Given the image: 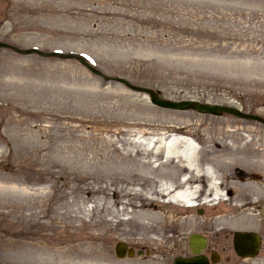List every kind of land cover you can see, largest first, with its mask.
I'll return each mask as SVG.
<instances>
[{"label": "rangeland", "instance_id": "374dc122", "mask_svg": "<svg viewBox=\"0 0 264 264\" xmlns=\"http://www.w3.org/2000/svg\"><path fill=\"white\" fill-rule=\"evenodd\" d=\"M0 42L81 57L102 76L0 49V264H65L38 261L34 246L80 245L110 264H172L189 256L192 234L207 237L217 264H264V189L237 200L243 183L264 188V159L249 162L264 157V125L161 109L115 81L264 120V0H0ZM158 134L194 140L201 164L227 153L210 161L227 170L225 199L184 210L159 198V182L177 174L161 156L147 164ZM248 140L241 162L229 148ZM234 206L255 222L221 230ZM235 232L260 236L254 259L235 255ZM117 243L143 254L117 260Z\"/></svg>", "mask_w": 264, "mask_h": 264}, {"label": "bare ground", "instance_id": "6f19581e", "mask_svg": "<svg viewBox=\"0 0 264 264\" xmlns=\"http://www.w3.org/2000/svg\"><path fill=\"white\" fill-rule=\"evenodd\" d=\"M163 134H158L159 139L151 142V155L152 158L148 161L147 164H155L157 162V157L161 156L162 160L165 164L175 165L174 172L177 176V183H173L171 180H161L158 184V189L156 191V195L159 198H166V203H172V205L181 207L184 210H193L196 204L199 203V206H207L212 205L215 202H220L224 197H226V193L222 190L224 187L227 189L225 185L220 182L219 177H221V173L223 171H227L225 168H221L216 170L212 163L218 161L221 165L223 161L227 163L226 157L227 153L220 154L219 156L212 155V157L201 164L199 162V147L198 145L191 139L186 137H175L161 139ZM251 143V140L248 142H243L240 148L237 145H230L232 153L235 154V157H239L241 162H244L248 159L247 156L248 147ZM245 147L247 148L246 152ZM260 152L256 151L252 152L250 155V165L255 166L264 159ZM262 153V152H261ZM212 161V163L210 162ZM146 164V165H147ZM220 172V175H219ZM233 180V177H231ZM237 182L232 181L231 185H236ZM255 185H245L243 183L239 190L240 197L237 199L238 201L244 200L247 193L245 190L249 192L254 191H262L264 188L260 187V189H254ZM229 188V187H228ZM222 190V191H221ZM231 191L230 189L228 192ZM161 201V200H158ZM234 216L229 219H223L221 221L222 229H231L232 227H240L242 225H246L248 222H255V219L251 216L249 218L248 215H245L241 212L240 207L237 209L234 206ZM151 217L153 224L161 223V219L157 214H148ZM34 251L38 253L39 258L38 261H51V262H65V264H110L109 261L105 258V256L98 251H93L92 249L86 248L85 245H80L75 249H66L64 251H50L43 250L40 246H34ZM241 260H251V259H241ZM129 264H138V263H129ZM150 264V263H143ZM153 264V263H152Z\"/></svg>", "mask_w": 264, "mask_h": 264}, {"label": "water", "instance_id": "95a60500", "mask_svg": "<svg viewBox=\"0 0 264 264\" xmlns=\"http://www.w3.org/2000/svg\"><path fill=\"white\" fill-rule=\"evenodd\" d=\"M0 49L10 50L20 56H31L35 55L40 58H57L59 60H76L81 65L86 67L91 73L94 75L102 77L95 69H93L89 64H87L81 58H77L71 55H63L60 53H49L45 54L37 50H20L14 48L8 44L0 43ZM109 80V78H106ZM119 83L123 84L129 90L142 93L147 95L150 98V101L157 107L167 109V110H188L191 109L200 114H207L212 116H220L221 114H228L235 116L240 119H245L249 121H256L264 125V120L247 114H243L240 111L231 108V107H223V106H215V105H207V104H199L191 101L186 102H171L167 100H163L158 97V95L149 89H144L140 87H135L123 80H117ZM263 215H264V206H263ZM207 245V240L205 237L200 235H191L188 239V248L190 253L193 255L192 258L182 259L176 258L173 261V264H209L207 258L202 256V252L204 251ZM260 240L259 236L251 233H242L236 232L233 235V248L237 256L241 258H252L254 257L259 250ZM134 252L131 249H127L126 245L123 243H118L114 249V255L117 259H124L126 256H133ZM141 253H138L140 255ZM217 254H212L210 256V262L212 264H216L218 262Z\"/></svg>", "mask_w": 264, "mask_h": 264}, {"label": "flooded vegetation", "instance_id": "af4514ba", "mask_svg": "<svg viewBox=\"0 0 264 264\" xmlns=\"http://www.w3.org/2000/svg\"><path fill=\"white\" fill-rule=\"evenodd\" d=\"M204 255L206 256V257H209V252H206V253H204Z\"/></svg>", "mask_w": 264, "mask_h": 264}]
</instances>
